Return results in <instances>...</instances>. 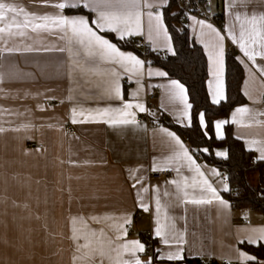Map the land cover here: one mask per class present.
I'll use <instances>...</instances> for the list:
<instances>
[{"label": "crops", "instance_id": "0c3cea01", "mask_svg": "<svg viewBox=\"0 0 264 264\" xmlns=\"http://www.w3.org/2000/svg\"><path fill=\"white\" fill-rule=\"evenodd\" d=\"M5 2L22 7L37 17L83 15L96 19L89 9L69 13L67 8L60 10L53 6L64 0ZM151 2L158 3L159 0ZM209 2L210 15L224 14L223 26L195 13L189 14L184 23L206 55L210 99L217 83L214 53L218 49L206 47L208 37L202 36V32L209 30L202 29L196 21L211 23L225 36L222 42L225 96L226 53L234 50L244 70L242 92L247 102L234 107L227 117L216 120H228L234 135L260 159L264 154V74L259 67L264 66V58L258 55L253 64L244 56L238 42L240 22L235 20L234 13L240 12L242 20L244 13L259 17L264 14V0H248L247 6L233 0L236 7L232 9L229 0ZM168 4L169 0H166L165 7L153 8L154 15L155 10L160 9L164 18ZM143 11L141 31L125 38H134V43L143 40L149 50L172 54L165 46L163 33L150 39L148 9ZM12 15L8 14V23H11ZM18 20L23 21V14ZM164 24L174 51L165 18ZM229 27H233L237 36L235 43L227 35ZM245 28L251 31L252 25L246 24ZM11 31L13 35L7 31L0 33V264H83L82 260L74 259L81 253L76 251L77 242L72 239L73 217L83 221L81 224L78 220V228L87 225L98 233L103 229L106 237L117 245L139 240L145 245V250L137 253L142 262L151 258V264H172L174 261L161 257L182 249L183 257L219 262L228 258L248 264L241 253L252 254L239 244L251 234L264 232V213L234 207L224 196L226 184L219 167L197 157L184 136L158 121L165 119L187 124L186 119H180L182 105L173 100L169 92L170 81L174 78L154 75L156 71H165L164 68L147 63V53L142 48L124 49L117 44L121 51L131 52L145 61L142 75L125 71L99 55H89L87 43H79L70 27L49 25L36 30L13 27ZM98 34L105 36L102 32ZM113 34L118 37L117 33ZM246 43L250 49L261 51L259 42L252 45L246 40ZM210 54H213L212 59ZM149 71L153 73L151 77ZM113 82L119 83V100L107 92ZM158 85L159 90L156 89ZM151 92H155L153 102L157 110L150 118L138 120V116L148 109ZM125 103L144 106L143 112L135 107L128 109L134 114L127 117L134 119L133 123H104L91 119L98 109L123 108ZM241 107L247 108L248 112L237 113L236 109ZM73 109H76V123L72 122ZM189 113L191 115V109ZM234 117L236 123L231 122ZM68 125L74 133L65 130ZM164 129L175 133L189 149L195 166L189 168L187 161L177 159L181 149ZM29 142H40L43 147L32 148ZM217 151L228 154L225 145L209 149L207 153L216 155ZM154 163L158 171L170 170L171 174L155 177ZM196 167L199 173L195 171ZM248 179L252 186L261 184L264 189V178L259 183L257 173L249 174ZM205 181L216 190L220 199L206 191ZM201 198L211 202H191ZM137 211L142 214L138 216ZM124 218L134 223L132 230L126 229L127 224L123 229L119 227ZM158 226L162 227L170 245L163 244L161 238L155 236ZM142 234L147 241L142 239ZM117 236L121 239L116 240ZM150 242L154 246L151 250L147 249ZM260 242L264 241L255 244ZM260 262L264 264V258ZM105 264H111V261L106 260Z\"/></svg>", "mask_w": 264, "mask_h": 264}, {"label": "snow or ice", "instance_id": "6c2138e0", "mask_svg": "<svg viewBox=\"0 0 264 264\" xmlns=\"http://www.w3.org/2000/svg\"><path fill=\"white\" fill-rule=\"evenodd\" d=\"M241 4L244 6L248 5V0H239ZM55 8L64 10L68 9H89L90 13H95L96 19L92 20L91 16L85 17L75 16L68 17L64 15L58 16H42L37 17L34 13L26 12L24 8L17 7L13 3L5 2V0H0V33L8 32L9 35H13L14 33L11 29L14 27L16 29L20 28H29L32 30L43 29L49 27V25L59 27V28H71L72 35L77 38L78 42L81 44L87 43V47L89 50V55H99L103 59H107L114 64L120 65L125 69V71H133L138 75H142V69L144 68L145 61L138 58L137 55L131 52L121 51L117 44L111 42L109 39L105 38V36L98 34L99 32H112L117 33L120 40H124L126 36L130 37L134 33H138L142 28V16L144 15V8H147V17L149 22V37L150 39L155 36L159 37L161 33L165 36V46L168 48V51L172 52L175 55V52L172 49L170 43V37L167 36V29L164 24L163 13L157 12L153 13L152 9L155 7H165L166 0H159L158 3L151 2V0H64V2L57 3L53 5ZM236 7V4L233 0H229V8L232 9ZM12 13L11 23H8L9 16L8 14ZM23 14V21H19L18 17ZM244 19L241 18V13H234L235 20L240 22V33H239V47L242 50L244 56L248 57L253 64L256 63V57L259 55L264 58V14H261L257 17L255 14L250 17L247 13H244ZM195 20V17H193ZM42 21V22H38ZM201 27L207 28L209 31L204 33L202 32V36L208 37V43L206 47H212L214 49H218L214 53V59L216 64V88L211 94V103L214 105H218L225 99L224 95V84H223V57H224V48L223 41L225 40V36L221 34L216 28L213 27L211 23H205V20L196 21ZM251 24V31H246L245 25ZM227 35L232 41L237 42V36L233 30V27H229L227 30ZM23 35V33H20ZM247 42L252 45L260 43L261 51L256 52L255 49H250L247 46ZM11 51V50H10ZM213 58V54H210V59ZM259 71L264 74V66L259 67ZM115 75V73H114ZM153 73L151 71L148 72V76L151 77ZM155 76L158 77H166L168 73L166 71H156L154 73ZM107 92L109 96L114 99H121V89L118 82H113L109 85ZM169 92L172 95L173 100H178L182 105V114L180 119L187 120V124L185 127H190L192 125V117L189 113V110L193 107V105L189 102L187 89L185 85L178 80H171L169 86ZM133 107L139 109L143 112L144 106L142 104H131L125 103L123 108L116 109H98L96 110L95 116H91V119L94 122H104V123H120V124H128L133 123V120H129L127 117L134 116L133 113L129 112L128 109H132ZM73 119L72 122L76 123L75 113L76 109H73ZM237 113H247L248 109L241 107L236 109ZM83 115V113H81ZM97 117L101 119H97ZM199 126L202 130H204V135L207 136V127L208 123L206 121V113L201 111L198 115ZM81 122H86L82 120ZM232 123H236L235 117L231 121ZM228 120H216L214 122V129L216 133L217 139H223V128L226 124H228ZM167 135L173 138L176 141V144L179 145L181 152L177 154V159L187 161L189 168L195 166V161L192 156L189 154V149H187L176 136L175 133L169 132L167 129H164ZM203 151H209L208 148H204ZM217 156L224 157L226 156V152L217 151ZM260 159L264 160V154L260 156ZM169 163H172L170 160ZM154 171H158L155 167H153ZM176 171L179 172L180 168H176ZM195 171L199 173V168L196 167ZM202 175V173H201ZM140 180L137 178V183ZM171 183L176 184V181H171ZM207 185V181H205ZM135 184L133 187L135 188ZM179 187V185H177ZM225 190H228L227 185H225ZM206 191L210 192L212 197L215 199H220L217 195V192L211 185H207ZM168 193H165L167 195ZM187 196V193H185ZM192 203H210V200L201 199H193ZM221 203H225L221 201ZM157 207L159 210V200H157ZM144 210L147 211V206H144ZM94 220L96 218H93ZM80 220V223L83 224V221L79 217L72 218V239L76 241V251L81 253L80 256L74 257L76 260H82L83 264H105L106 260L111 261V264H151V258L148 262H142V260L137 256V253L143 252L145 250V245L141 243L139 240H134L131 242H123L117 245L111 238L106 237L103 229L97 230L90 229L87 225H84L81 228L77 227V222ZM98 222V221H97ZM129 223L127 218H124L123 223L119 225L121 229H123V225ZM126 235V231L124 232ZM155 236L160 237L161 241L165 245H170L169 239L166 237L162 227H156ZM121 237L117 236L116 240H120ZM83 240V243H79V241ZM258 241H264V232L254 233L249 235L246 238L247 243L255 244ZM159 249L157 250V255H159ZM182 249H179L175 252H169L166 257H161L162 259L166 258L168 261H179L184 257L182 255ZM129 257L125 259L124 257ZM241 256L245 262H253L259 264L257 257L241 253Z\"/></svg>", "mask_w": 264, "mask_h": 264}, {"label": "trees", "instance_id": "16d2710c", "mask_svg": "<svg viewBox=\"0 0 264 264\" xmlns=\"http://www.w3.org/2000/svg\"><path fill=\"white\" fill-rule=\"evenodd\" d=\"M185 7L192 9L193 1L186 0ZM69 13L87 12L86 9H68ZM216 22L223 26L224 14L218 13L214 16ZM164 18L171 34L175 55L161 54L149 50L146 54V61L149 64L158 65L165 69L170 78L177 79L183 83L187 89L191 108L192 125L173 123L171 120L160 119V123L169 126L177 133L188 137V145L195 150V155L200 159L219 167L227 177V188L224 196L234 207H247L264 213V189L259 184L252 186L249 182V174L257 173L259 183L264 178V160L255 157L254 153L247 149L244 142L237 138L229 123L225 126V136L217 139L214 133V121L217 118L227 117L230 111L239 105L247 102L242 92V82L244 80V70L241 63L237 60L233 49L226 53V96L220 104L211 103L207 88L208 66L206 55L200 46L189 34L187 25L184 23L185 8L179 7L177 0H169L168 6L164 9ZM110 40L124 49L136 48L134 38L120 40L112 32H102ZM201 111L206 113L208 123L207 133L199 126L198 115ZM29 144V143H28ZM225 145L228 149L226 157H219L212 152L203 151L204 147L213 149L216 146ZM142 239L147 241L144 234ZM240 248L251 253L259 264L260 259L264 258V242L250 244L242 242ZM172 264H222L221 262L210 259L204 260L200 257H184L182 260L171 262ZM248 264H256L255 261Z\"/></svg>", "mask_w": 264, "mask_h": 264}, {"label": "built area", "instance_id": "2783aa9c", "mask_svg": "<svg viewBox=\"0 0 264 264\" xmlns=\"http://www.w3.org/2000/svg\"><path fill=\"white\" fill-rule=\"evenodd\" d=\"M186 0H177V3L179 5V7L184 6L185 8V19H187L188 15L191 13H195L198 14L201 17L207 18L208 20L214 21L216 22V19L214 16L209 14V7H210V2L209 0H191L193 1V6L192 9H188L187 7H185L184 3ZM190 1V0H189ZM155 12H160V9H156ZM217 23V22H216ZM136 48H142L143 50H145V53H147L149 51L148 46L146 45V43L143 40H138L135 41L134 43ZM161 54H165V52H161ZM157 90L160 89V86L158 85L156 87ZM155 98V92H151L148 96V101H149V106L146 112L140 114L138 116V120H142V119H148L150 118V115L152 113H154L157 110V106L154 104L153 100ZM65 130L69 133H74V129L71 126H66ZM186 142L189 141L188 137H185ZM30 147L32 148H42L43 144L40 142H29L28 144ZM192 153L195 154V150L191 149ZM171 174L170 170H161V171H156L154 172V176L155 177H164V176H169ZM222 179L224 181V183L227 185V177L225 173H222ZM136 214L138 216H140L142 214V212L137 211ZM134 228V223L130 222L127 224L126 229L127 230H132ZM152 248H154L153 246V242H150V244L147 245V249L151 250ZM153 256V255H152ZM222 264H246V263H241V262H234L228 258H223V260L221 261Z\"/></svg>", "mask_w": 264, "mask_h": 264}]
</instances>
